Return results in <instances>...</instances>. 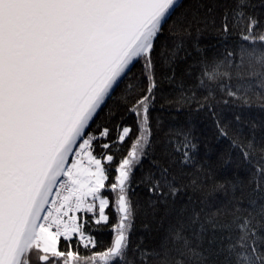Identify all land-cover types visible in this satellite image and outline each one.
I'll return each mask as SVG.
<instances>
[{"label": "snow or ice", "instance_id": "snow-or-ice-1", "mask_svg": "<svg viewBox=\"0 0 264 264\" xmlns=\"http://www.w3.org/2000/svg\"><path fill=\"white\" fill-rule=\"evenodd\" d=\"M255 8L252 0H0V264H264V149L256 158L254 138L229 137L217 121L238 154L221 157L231 178L208 184L214 173L197 166L191 129L161 139L152 117L158 68L171 69L163 77L173 83L177 53L190 56L189 44L203 53L198 37L209 29L224 54L194 61L196 83L181 85L178 103L213 117L216 103L250 107L249 93L264 106V18ZM245 60L247 76L234 75ZM186 168L195 171L185 181ZM189 190L201 196L185 200ZM138 219L151 247L131 239ZM102 223L113 236L93 252L92 225Z\"/></svg>", "mask_w": 264, "mask_h": 264}, {"label": "trees", "instance_id": "trees-1", "mask_svg": "<svg viewBox=\"0 0 264 264\" xmlns=\"http://www.w3.org/2000/svg\"><path fill=\"white\" fill-rule=\"evenodd\" d=\"M186 3H190L191 0H185ZM256 5L255 12L264 18V9L259 7L260 0H252ZM217 23H219V17H217ZM237 37L233 36L229 41L231 47L232 42L237 41ZM198 42L203 53H197L195 49L189 44L187 51L191 53L190 56H186L185 52L181 50L177 53V58L174 61L175 78L174 82L170 83L163 77V73L171 74V69L168 67L158 68V73L161 75L158 77L160 82V89L157 95L156 106L152 110L153 120L158 122V129H163L159 132L161 139L165 137L167 133L173 140L180 139L179 133L191 129L192 135L196 138L198 143V152L196 153L197 166L203 165L204 168L211 169L214 173V177H209L207 183L211 184L213 179L216 181H222L226 178H231L235 169L229 166L227 169L220 168L221 157L231 155L233 160L237 157L238 151L232 150L230 147L229 139L218 137L216 122L226 127L229 132V137L239 135L242 142L247 143L254 138V146L257 149L255 153L256 158H259V149H264V106H260V103L256 101V97L253 93H249L252 96L253 103L250 107L243 106L239 102L230 103L228 105L222 102L215 104V116L207 110H196L194 104L178 103L181 96V85H184V91H187L194 83L195 79L189 75V72L195 68L194 61L199 59L200 55H206L211 58L214 55L222 56L224 49L219 47V37L215 32L210 29L202 33L198 37ZM236 71H240L245 77L247 76V60L245 65L240 69H233V74ZM139 74V68L133 69V75ZM127 83V82H125ZM237 80L233 79L232 84L236 85ZM214 86V85H213ZM124 85H121L122 91ZM120 91H117L116 97H114L113 103L110 107L115 106L116 100L119 99ZM202 96L203 93L201 92ZM217 99H220V94L215 93ZM264 96V93H262ZM227 98V97H225ZM116 115H120V110L116 109ZM239 116L240 120L237 121L236 117ZM128 124L133 123V118L129 117L126 121ZM157 151L160 149V140L156 141ZM174 171L179 172V166ZM195 171L192 168L184 169L186 175L184 180ZM188 196H193L197 199L201 196V193H192L190 190L183 194L185 200ZM219 198V195L217 197ZM211 199V198H210ZM155 228V225H153ZM92 236L96 239V247L92 249L93 252L104 250L111 242L113 232L110 230L108 224L92 225ZM144 238V246L151 247L153 240L149 233L144 230L140 220L136 221L135 231L131 235L133 242H138L140 238ZM63 243V242H62ZM80 252L84 254L85 249L80 248Z\"/></svg>", "mask_w": 264, "mask_h": 264}]
</instances>
